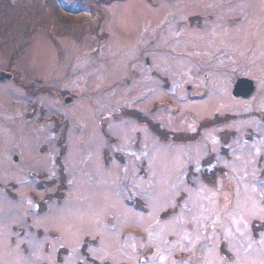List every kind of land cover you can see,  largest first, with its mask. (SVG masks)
<instances>
[{"label":"rangeland","instance_id":"374dc122","mask_svg":"<svg viewBox=\"0 0 264 264\" xmlns=\"http://www.w3.org/2000/svg\"><path fill=\"white\" fill-rule=\"evenodd\" d=\"M0 264H264V0H0Z\"/></svg>","mask_w":264,"mask_h":264},{"label":"water","instance_id":"95a60500","mask_svg":"<svg viewBox=\"0 0 264 264\" xmlns=\"http://www.w3.org/2000/svg\"><path fill=\"white\" fill-rule=\"evenodd\" d=\"M231 96L234 98H249L254 91V84L251 78L239 77L232 84Z\"/></svg>","mask_w":264,"mask_h":264},{"label":"trees","instance_id":"16d2710c","mask_svg":"<svg viewBox=\"0 0 264 264\" xmlns=\"http://www.w3.org/2000/svg\"><path fill=\"white\" fill-rule=\"evenodd\" d=\"M136 118L139 119L140 116H136ZM143 121H146L147 124H148V126H149V128H151L153 131L157 132L158 134H165L164 133L165 131L161 130L158 127V124L157 123L154 122V124H153V122H150V121H147V120H144V119H143Z\"/></svg>","mask_w":264,"mask_h":264},{"label":"flooded vegetation","instance_id":"af4514ba","mask_svg":"<svg viewBox=\"0 0 264 264\" xmlns=\"http://www.w3.org/2000/svg\"><path fill=\"white\" fill-rule=\"evenodd\" d=\"M146 61L148 62V58H146ZM231 88H232V87H231ZM230 93H231V90H230ZM232 97H233V96H232ZM233 98H234V97H233ZM238 98H240V97H238ZM238 98H237V99H238ZM244 99H245V98H244Z\"/></svg>","mask_w":264,"mask_h":264}]
</instances>
